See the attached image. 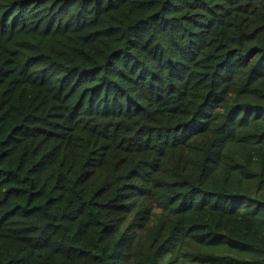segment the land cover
<instances>
[{
    "label": "trees",
    "instance_id": "16d2710c",
    "mask_svg": "<svg viewBox=\"0 0 264 264\" xmlns=\"http://www.w3.org/2000/svg\"><path fill=\"white\" fill-rule=\"evenodd\" d=\"M0 264H264V0H0Z\"/></svg>",
    "mask_w": 264,
    "mask_h": 264
}]
</instances>
